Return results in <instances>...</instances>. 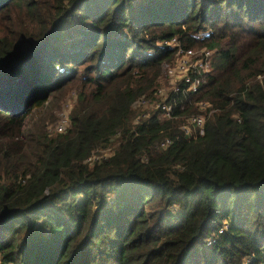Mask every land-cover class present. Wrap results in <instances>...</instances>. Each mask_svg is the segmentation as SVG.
Instances as JSON below:
<instances>
[{"label": "trees", "instance_id": "obj_1", "mask_svg": "<svg viewBox=\"0 0 264 264\" xmlns=\"http://www.w3.org/2000/svg\"><path fill=\"white\" fill-rule=\"evenodd\" d=\"M171 39L213 52L195 93ZM0 264H264V0H0Z\"/></svg>", "mask_w": 264, "mask_h": 264}, {"label": "built area", "instance_id": "obj_2", "mask_svg": "<svg viewBox=\"0 0 264 264\" xmlns=\"http://www.w3.org/2000/svg\"><path fill=\"white\" fill-rule=\"evenodd\" d=\"M208 33L198 34L200 38L206 36ZM157 45H163L169 48H174V59L169 63L162 65V71L164 74L165 82L167 83V89L171 92L182 93H195L198 86L201 84V76L208 74L215 67V59L213 52L204 48L199 49H187L181 47L175 39L158 43ZM180 82L182 89H177L174 83ZM165 89H158L157 95H161V99L145 100L139 99L136 101V105H140L142 108H151L158 110L160 115L164 119H170L172 113V105L168 103L164 95ZM195 107L198 111L197 114L191 115L182 123L179 130L184 136H202L203 127L205 122L204 114L210 113V107L205 102H196ZM144 117V115H142ZM68 127V119L64 116L60 122L55 126L57 133L63 132ZM170 140L165 139L160 141L159 148H165L169 145ZM97 158V157H95ZM94 159V157H92ZM89 160V158H88ZM220 231V230H219Z\"/></svg>", "mask_w": 264, "mask_h": 264}, {"label": "rangeland", "instance_id": "obj_3", "mask_svg": "<svg viewBox=\"0 0 264 264\" xmlns=\"http://www.w3.org/2000/svg\"><path fill=\"white\" fill-rule=\"evenodd\" d=\"M161 78L159 80L160 86L162 87L164 85V74L161 70ZM72 99H70V95H68L62 103L61 108L56 109L55 106L49 103H46L41 109H34L31 113V116L29 117L30 122L32 125L37 126L39 124V121L42 119L45 121V129L47 132L54 133L55 132V126L60 122V120L66 116L68 119V113L70 111L71 105H72ZM52 116H55V119H52ZM46 119V120H45ZM53 121V122H52ZM107 152L102 154L101 156L104 157Z\"/></svg>", "mask_w": 264, "mask_h": 264}]
</instances>
